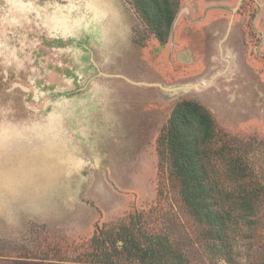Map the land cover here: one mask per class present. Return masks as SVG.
Returning <instances> with one entry per match:
<instances>
[{
  "label": "rangeland",
  "instance_id": "rangeland-1",
  "mask_svg": "<svg viewBox=\"0 0 264 264\" xmlns=\"http://www.w3.org/2000/svg\"><path fill=\"white\" fill-rule=\"evenodd\" d=\"M170 2L162 41L153 0H0V264H136L157 236L184 262L264 264V209L234 261L205 251L165 139L184 100L230 149L254 139L232 158L264 208V0Z\"/></svg>",
  "mask_w": 264,
  "mask_h": 264
},
{
  "label": "trees",
  "instance_id": "trees-1",
  "mask_svg": "<svg viewBox=\"0 0 264 264\" xmlns=\"http://www.w3.org/2000/svg\"><path fill=\"white\" fill-rule=\"evenodd\" d=\"M153 5L157 20L150 25L156 36L165 41L174 21V11L170 0H153ZM218 135L211 114L201 104L191 100L179 102L165 134L167 156L174 166L173 176L179 181L181 201L203 229L201 244H205V251L234 261L233 232L241 222L250 228L257 225L260 210L264 209L262 192L248 164L238 154L232 158L234 151L250 148L255 140L240 142L235 149L231 146L230 149L226 132L218 138L223 140V145L214 146ZM230 181L236 182L235 187H228ZM128 229L127 226L120 228L122 232H129ZM131 240L137 243L135 238ZM195 263L184 262L183 254L161 236L151 239L136 262ZM124 264H134V260Z\"/></svg>",
  "mask_w": 264,
  "mask_h": 264
},
{
  "label": "water",
  "instance_id": "water-1",
  "mask_svg": "<svg viewBox=\"0 0 264 264\" xmlns=\"http://www.w3.org/2000/svg\"><path fill=\"white\" fill-rule=\"evenodd\" d=\"M167 90H171L172 88H166Z\"/></svg>",
  "mask_w": 264,
  "mask_h": 264
}]
</instances>
